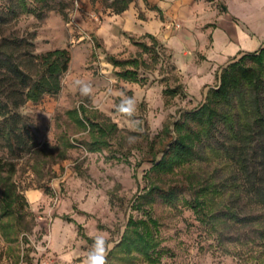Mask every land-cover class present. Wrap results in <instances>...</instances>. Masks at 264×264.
Returning <instances> with one entry per match:
<instances>
[{
	"label": "rangeland",
	"instance_id": "374dc122",
	"mask_svg": "<svg viewBox=\"0 0 264 264\" xmlns=\"http://www.w3.org/2000/svg\"><path fill=\"white\" fill-rule=\"evenodd\" d=\"M18 2L0 0V45L29 41L35 55L68 48L72 63L58 95L17 111L22 117L17 128L0 119V159L15 163L14 182L29 203L32 223L28 242L10 244L0 232V264H84L98 235L111 244L109 255L130 219L145 217L136 202L159 181L147 174L164 128L204 104L227 63L264 48V0H136L122 15L107 8L112 0H49L42 12L29 0V13L12 17L8 9ZM158 4L163 18L155 11L156 24L146 14ZM132 38L152 50L145 53ZM25 52L16 51L20 61ZM111 57L140 59V82L119 79L122 69ZM85 86L88 94L81 91ZM81 105L117 125L107 149L90 152L88 131L69 118ZM10 131L26 147L11 145ZM207 153L209 161L186 166L164 182L188 186L194 175L195 181L224 185L228 194L230 185L242 187L236 166ZM228 197L217 199L218 215L231 207L238 221L202 223L183 201L176 207L161 201L146 206L159 223L156 264H264V208L244 193L236 203ZM109 264L147 262L118 256Z\"/></svg>",
	"mask_w": 264,
	"mask_h": 264
},
{
	"label": "trees",
	"instance_id": "16d2710c",
	"mask_svg": "<svg viewBox=\"0 0 264 264\" xmlns=\"http://www.w3.org/2000/svg\"><path fill=\"white\" fill-rule=\"evenodd\" d=\"M29 0H19L17 7L10 5L8 14L16 17L29 13ZM42 12L49 0H30ZM136 0H112L107 6L115 15L127 12ZM20 8V12L17 11ZM163 18V11L155 6L150 8ZM66 18L67 15L63 14ZM142 16V15H141ZM141 19H143L141 17ZM144 20V19H143ZM153 38L151 35H147ZM133 43L145 53L152 47L145 43ZM5 40L0 45V119L11 121V126L22 117L17 114L28 103L40 104L45 97L58 95L63 88L62 78L68 73L72 55L68 48L56 49L43 55H35V45L29 41ZM155 44L158 41L154 38ZM26 52L20 61L16 51ZM110 63L121 68L117 77L123 81L138 83L139 69L144 64L140 59L121 62L111 57ZM175 93V91H170ZM74 124L88 131L90 152L107 149L117 134L118 127L110 119L100 120L99 112L90 111L85 105L68 112ZM161 148L151 161L152 169L147 176H155L149 189L136 202V209L143 211L144 218H131L118 247L107 256L108 264L113 258H134L140 256L147 264L159 260V243L156 239L159 223L146 206L156 202L176 207L182 201L195 213L202 223H217L218 220L238 221L239 214L231 207L228 212L218 215L217 199L229 196L236 203L242 193L255 205L264 208V48L243 55L222 70L219 85L211 90L204 104L188 112L162 132ZM7 141L17 142L26 147L20 134L10 131ZM10 145V147H11ZM25 149V148H24ZM208 151L216 157L225 158L238 169L243 184L230 185L228 194L224 185L216 182L203 183L189 175L188 186L167 185L164 177L195 162L209 161ZM17 169L14 162L0 159V232L10 244L28 242L27 232L32 229L28 212L29 203L14 182ZM191 196L187 200L185 194ZM235 193V194H234ZM260 238L264 241V231Z\"/></svg>",
	"mask_w": 264,
	"mask_h": 264
},
{
	"label": "clouds",
	"instance_id": "9594fccd",
	"mask_svg": "<svg viewBox=\"0 0 264 264\" xmlns=\"http://www.w3.org/2000/svg\"><path fill=\"white\" fill-rule=\"evenodd\" d=\"M79 83V82H77ZM83 94H88L90 89L85 86L81 89ZM131 104V101H128ZM124 111H129V109L125 108ZM111 248V244H109L103 234L98 235L94 239V243L87 253V258L84 264H108L107 256L108 252Z\"/></svg>",
	"mask_w": 264,
	"mask_h": 264
},
{
	"label": "crops",
	"instance_id": "0c3cea01",
	"mask_svg": "<svg viewBox=\"0 0 264 264\" xmlns=\"http://www.w3.org/2000/svg\"><path fill=\"white\" fill-rule=\"evenodd\" d=\"M157 6L163 11V9H162L163 6H162L161 4H158ZM155 13H156L155 11L149 10L148 13L146 14V16H147L146 18H149V19H150V18H151V19L154 18L155 23L158 24L157 21H156V17H155L157 14H155ZM144 36H145V35H144ZM253 52H257V50H256V51H253ZM243 55H244V53H243L242 55L240 54V55L236 56L231 62L227 63V64L223 67V69H224L225 67H227L229 64H231L232 62H234V61L238 60L239 58H241V56H243ZM211 57H212L213 59H216V57H215L214 54H212ZM225 63H226V62H225ZM216 66H218V65H216Z\"/></svg>",
	"mask_w": 264,
	"mask_h": 264
}]
</instances>
